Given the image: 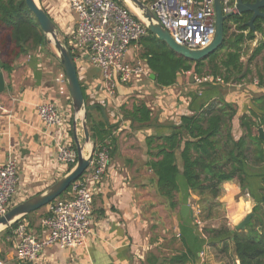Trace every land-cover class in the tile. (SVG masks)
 Masks as SVG:
<instances>
[{"label": "crops", "instance_id": "1", "mask_svg": "<svg viewBox=\"0 0 264 264\" xmlns=\"http://www.w3.org/2000/svg\"><path fill=\"white\" fill-rule=\"evenodd\" d=\"M38 4L62 35L74 28L75 15L67 0H38ZM260 38L258 35L256 42ZM256 45L253 43L243 56L247 57ZM137 55L139 46L131 45L127 59ZM243 56L241 60L245 61L247 58ZM3 59L0 54L1 64ZM9 65L10 70L3 65L1 68L5 89L0 93V166L6 161L9 152L14 151L19 177L17 192L11 200L14 205L43 191L68 172V166L55 159L56 128L45 126L37 114V106L47 100L56 101L66 109L71 102L67 85L61 97L58 95L59 84L55 79L62 69L54 77L51 76L40 51L23 54ZM77 65L80 83L88 90L91 104L106 105L109 115L113 117L114 111L119 110L121 105L130 107L135 101H143L152 111V122L144 126L134 124L133 127L129 120H122L115 130L117 147L110 156L106 172L94 184L91 233L83 247L52 246L34 261L20 262L15 256L13 239L7 238L9 244L0 242L2 264H180L171 261V258L189 250L194 257L183 264L220 262L219 258L212 259L209 256L211 249L217 248L209 245L203 235V224L219 227L227 221V225L234 228L251 212L255 198L260 195L262 182L253 184L251 191L249 188L241 189L235 180L224 182L218 198L221 204L219 216L199 226L194 222L193 215L184 216L181 213L182 205H188L192 210V204L197 199L186 187L181 172L176 177L180 188L176 209L169 212L164 204L157 202L161 198L154 186L149 184L153 175L145 166L148 160L145 137L168 134L169 125L178 122L181 114L194 112L200 103H206V106L208 101L218 97L233 102L237 107V114L232 118V132L236 138L239 137L243 132L239 116L249 108L260 112L255 99L264 96V67L258 61V67H251L252 72L247 81L219 84L210 89L200 88L193 77L190 78L189 72L193 69L166 87L156 86L149 77L134 85L118 83L116 96L110 98L102 86L100 71L89 63L88 58L84 57ZM58 67L61 68L59 64ZM184 75L188 78L187 82ZM67 126L71 127L69 138L73 141L76 134L83 153L88 148L90 151L91 145L84 139L81 127H77L74 133L72 119H69ZM178 165L181 167L180 161ZM48 208V205L41 207L20 222L26 225L31 234L42 236L45 232L42 219L47 215Z\"/></svg>", "mask_w": 264, "mask_h": 264}, {"label": "trees", "instance_id": "2", "mask_svg": "<svg viewBox=\"0 0 264 264\" xmlns=\"http://www.w3.org/2000/svg\"><path fill=\"white\" fill-rule=\"evenodd\" d=\"M143 1L146 4L152 2ZM120 4L124 5L123 2ZM261 10L264 12V8ZM249 16L250 13L229 15L223 22L222 45L198 61H190L176 54L149 31L137 42L139 57L154 73L153 82L158 87L176 83L183 73L191 69L197 76L211 77L210 81L200 83V88L210 89L219 84L247 81L251 67H258V61L264 67V18H256L255 30H251L245 24ZM256 35L261 37L257 45L245 61L241 60L247 52L243 49L245 43L254 41ZM45 46L46 39L40 25L24 0H0V54L4 57L3 67L10 70L9 64L16 58ZM52 55L55 56L54 53ZM217 77L222 83L216 82ZM82 90L87 106L86 124L89 136L95 143L92 154L104 146L109 150V155H113L117 147L114 132L122 120H129L133 127L134 124L144 126L152 122V111L143 101H135L130 107L121 105L111 117L106 105L94 103L95 106L90 108L89 92L84 86ZM255 100L260 112L249 108L239 116L243 132L237 138L232 132V118L237 114V107L222 97L208 101L206 106V103H200L194 112L181 114L178 122L169 125L168 134L145 137L148 150L145 166L153 175L149 184L154 186L161 198L159 202L169 212L178 206L177 193L180 188L176 177L180 172L186 187L197 196L195 202L199 207L201 222L219 216L221 204L218 198L224 182L235 180L241 189L249 188L250 191L253 184L262 182L260 196L255 198L257 204L253 207V216L244 229L235 230L226 224L219 227L203 224L201 228L209 245L228 256L233 255V264H264V143L255 133L258 127L264 129V96ZM74 164L68 165V171ZM29 215L5 228L0 234V242L11 238L13 229ZM193 257L189 250L173 256L171 261L183 264Z\"/></svg>", "mask_w": 264, "mask_h": 264}, {"label": "built area", "instance_id": "3", "mask_svg": "<svg viewBox=\"0 0 264 264\" xmlns=\"http://www.w3.org/2000/svg\"><path fill=\"white\" fill-rule=\"evenodd\" d=\"M120 2L67 0L78 19L74 28L63 35L76 63L87 57L89 63L100 71L102 86L110 98L116 96L118 83L134 85L148 79L151 72L139 55L131 59L126 57L129 47L138 46V40L148 31ZM148 5L175 42L189 49H202L212 41L215 31L213 0H152ZM234 6L235 0H222L224 14L234 13ZM210 79V76L193 74L197 84ZM55 81L59 84V92H64L63 88L67 85L64 74L60 73ZM216 82H222L220 77L216 78ZM37 114L46 127L56 128L55 159L67 166L75 163L76 153L68 134L71 127L67 126L69 119H72L71 104L64 109L56 101L45 100L37 106ZM13 152H9L0 166V215L12 206V197L17 192L18 162ZM109 160L106 147L96 149L81 177L70 185L64 196L48 204V213L42 219L45 227L42 236L31 234L24 223H19L13 229L11 238L18 261H34L52 246L76 248L86 244L91 233L93 187L106 172ZM192 212L194 222L201 226L203 222L195 203L192 204Z\"/></svg>", "mask_w": 264, "mask_h": 264}, {"label": "water", "instance_id": "4", "mask_svg": "<svg viewBox=\"0 0 264 264\" xmlns=\"http://www.w3.org/2000/svg\"><path fill=\"white\" fill-rule=\"evenodd\" d=\"M121 1H129V3L137 11L136 14L138 15V20L142 22L147 31L153 34L157 39L164 41L173 52L190 61H198L208 56L210 53H212L222 45L224 40L223 22L229 15H231L224 14L222 12V0H213L215 31L212 41L208 46L202 49H189L186 46L181 45L173 40L169 32L158 21L151 7L143 0ZM24 2L39 23L44 38L46 39V45L52 44L55 49V56L63 71L71 102L72 129L75 133L77 129V116L80 115L82 117L80 125L83 136L86 142L91 145V148L88 156H84L78 138L76 134H74L73 145L76 153V162L72 169H70L66 174L54 181L47 189L41 191L40 193L34 194L18 202L17 204L12 205L3 215H0V226H2V228L4 229L11 226L14 222L19 220L24 215H27L41 207L50 204L54 199L60 197L63 193H65L69 189L70 185L78 178H80L81 175L87 170L95 144L89 136L88 127L86 124L87 106L83 96L82 85L78 76L77 65L71 49L67 45L65 38L59 31L57 25L46 13V11L38 5L37 1L24 0ZM234 7V13H250L249 19L245 24L251 30H255L254 21L256 18H264V12L261 10L262 8H264V0H255L253 2L235 0ZM60 36H62V38H60ZM1 68L2 64L0 63V93H2L5 89V82L3 79ZM192 77L193 73L190 74V78ZM149 78L151 80H154V73L150 72ZM94 106L95 105L92 104L90 108H93ZM257 134L264 143V129L262 127L257 128ZM181 213L184 216L193 214L191 208L188 205L181 206ZM252 216V212L248 213L239 223L234 226V229H244V227L249 223Z\"/></svg>", "mask_w": 264, "mask_h": 264}, {"label": "rangeland", "instance_id": "5", "mask_svg": "<svg viewBox=\"0 0 264 264\" xmlns=\"http://www.w3.org/2000/svg\"><path fill=\"white\" fill-rule=\"evenodd\" d=\"M37 1V3H38V0H36ZM123 4L125 5V7H127V9L129 10V12L132 14V15H137L129 6H128V4L126 3V2H123ZM39 5V4H38ZM40 6V5H39ZM71 11L74 13V15H75V23L77 22V13H76V11L75 10H73V9H71ZM136 17H138V15L136 16ZM64 35V34H63ZM257 37V39H258V35L256 36ZM60 38H62V36H60ZM257 40H254L252 43H248V45L247 46H245L244 48H245V50H247V53H248V51L252 48V45H253V43L254 44H256L257 42H256ZM39 51H40V55H42V57H43V60H44V64L48 67V69H49V71H50V75L51 76H53L54 77V75L55 74H57V72L59 71L60 72V69L61 68H59L58 67V64H57V62H58V60H57V58H56V56H54V55H52V53H55V55H56V52H55V49H54V47H53V45L52 44H48V45H46L44 48H42V49H39ZM245 59L247 58L246 56H243ZM61 73V72H60ZM60 73H58L57 74V76L60 74ZM194 74V72L193 71H190L189 72V74ZM184 76H186V75H184ZM186 78V79H185ZM184 79H185V81L187 82V80H188V78H187V76L185 77ZM200 85V84H199ZM59 89V88H58ZM66 90L64 89V92H65ZM58 95L61 97V95L63 94V93H60L59 91H58ZM81 116L80 115H78L77 116V123H78V125H77V127L80 129V127H81ZM89 145V144H88ZM87 147H90V146H87ZM84 154V156H88V154H89V148H88V150L86 151V152H84L83 153ZM63 176V175H62ZM60 178V177H59ZM57 180V179H56ZM55 180V181H56ZM54 182V181H53ZM52 182V183H53ZM51 183V184H52ZM50 184V185H51ZM50 185H48L45 189H47ZM44 189V190H45ZM40 193V192H39ZM37 194V193H36ZM260 196V195H259ZM28 198V197H27ZM26 199V198H25ZM24 200V199H23ZM159 200L160 199H158V201L157 202H159ZM195 204H196V202H194ZM257 204V202L256 201H254V203L252 204L253 205V207L255 206ZM197 205V204H196ZM198 206V205H197ZM249 207V206H248ZM253 207L251 208V212L253 213ZM44 210H41V212H43ZM220 211H221V209H220ZM193 215V214H192ZM210 221V220H209ZM226 225H227V221H226ZM4 230V228H2V230L0 231V234L2 233V231ZM6 243H8L9 244V242L8 241H6ZM1 247H3V245H1ZM4 248V247H3ZM209 256L212 258V259H217V258H219V260H221L220 262H216V264H233L234 263V257H233V255H231L230 254V256H228L227 254H224V253H221V252H219L218 250H216V249H211V251H210V253H209Z\"/></svg>", "mask_w": 264, "mask_h": 264}, {"label": "bare ground", "instance_id": "6", "mask_svg": "<svg viewBox=\"0 0 264 264\" xmlns=\"http://www.w3.org/2000/svg\"><path fill=\"white\" fill-rule=\"evenodd\" d=\"M126 3L128 4V6L135 12L137 13V11L133 8V6L129 3V1H126ZM2 229V226H0V230Z\"/></svg>", "mask_w": 264, "mask_h": 264}]
</instances>
